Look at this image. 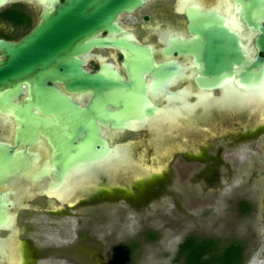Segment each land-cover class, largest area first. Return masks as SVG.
<instances>
[{
    "label": "flooded vegetation",
    "instance_id": "flooded-vegetation-1",
    "mask_svg": "<svg viewBox=\"0 0 264 264\" xmlns=\"http://www.w3.org/2000/svg\"><path fill=\"white\" fill-rule=\"evenodd\" d=\"M58 2L0 0V40L19 42ZM255 21L264 26V0H145L66 62L33 61L30 76L1 85L0 264L57 262L62 221L82 227L83 211L96 209L90 223L102 226L111 202L133 193L127 181H174L191 169L197 180L237 163L240 143L263 139ZM71 62L103 86L78 85L79 73L62 67ZM40 76L52 91L36 90ZM127 245L133 254L131 243L115 250Z\"/></svg>",
    "mask_w": 264,
    "mask_h": 264
},
{
    "label": "rangeland",
    "instance_id": "rangeland-1",
    "mask_svg": "<svg viewBox=\"0 0 264 264\" xmlns=\"http://www.w3.org/2000/svg\"><path fill=\"white\" fill-rule=\"evenodd\" d=\"M252 92L256 91L249 89L247 93L250 96ZM263 140L261 134L250 139L251 145L240 143L237 163L226 160L227 165H218L213 168L216 171L197 180L191 169L174 181H142L137 185L127 181L133 193L111 202L109 211H114L102 226L90 223L96 209L83 211L81 220L89 222L82 227L67 223L72 218L62 221L63 226H58V261L47 262L113 264L115 249L121 243H131L130 264H177L173 257L178 244L193 233L219 239L221 244L234 239L247 242L250 255L245 264H264ZM192 168L199 169L200 164ZM243 202L253 204L254 215L240 212ZM259 234L263 239L257 241Z\"/></svg>",
    "mask_w": 264,
    "mask_h": 264
},
{
    "label": "water",
    "instance_id": "water-1",
    "mask_svg": "<svg viewBox=\"0 0 264 264\" xmlns=\"http://www.w3.org/2000/svg\"><path fill=\"white\" fill-rule=\"evenodd\" d=\"M145 0H65L58 2L54 15L49 12L44 14L43 22L19 42L0 40V49L6 55L5 62L0 65V87L9 84L10 78L30 76L36 68L31 62H40L57 59L64 61L65 56L83 51L88 46V39L94 36L98 30L111 28L114 20L120 12H132L140 7ZM259 5L261 2L254 1ZM255 28L259 29L256 44L264 53V26L255 21ZM95 42V41H94ZM101 43V39L94 44ZM90 44V43H89ZM239 61L243 60L241 51L238 53ZM264 57L256 55V65H261ZM59 67V66H58ZM63 70L79 73L78 85L94 83L96 89H100L103 83L92 76L82 72L77 63L62 64ZM39 68V66H38ZM36 68V70L38 69ZM48 70H46L47 73ZM59 74V72H58ZM248 73H246V76ZM47 76V75H46ZM251 76V75H250ZM263 75H256V79ZM46 78L40 76L37 86L38 92L52 91V87L46 85ZM72 86V82H70ZM58 99L69 106L70 101L60 93Z\"/></svg>",
    "mask_w": 264,
    "mask_h": 264
},
{
    "label": "trees",
    "instance_id": "trees-1",
    "mask_svg": "<svg viewBox=\"0 0 264 264\" xmlns=\"http://www.w3.org/2000/svg\"><path fill=\"white\" fill-rule=\"evenodd\" d=\"M249 255L247 242L234 239L221 244L219 239L190 233L178 244L173 261L177 264H245ZM131 256L128 247L119 249L114 253V263L130 264Z\"/></svg>",
    "mask_w": 264,
    "mask_h": 264
},
{
    "label": "bare ground",
    "instance_id": "bare-ground-1",
    "mask_svg": "<svg viewBox=\"0 0 264 264\" xmlns=\"http://www.w3.org/2000/svg\"><path fill=\"white\" fill-rule=\"evenodd\" d=\"M248 89H252V88H250V87H247ZM253 91L255 90V89H252Z\"/></svg>",
    "mask_w": 264,
    "mask_h": 264
}]
</instances>
